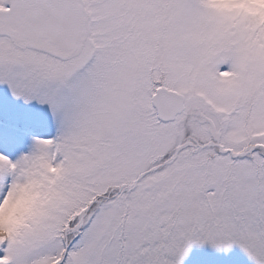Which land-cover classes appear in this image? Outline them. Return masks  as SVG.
I'll return each mask as SVG.
<instances>
[{
    "label": "snow or ice",
    "instance_id": "obj_1",
    "mask_svg": "<svg viewBox=\"0 0 264 264\" xmlns=\"http://www.w3.org/2000/svg\"><path fill=\"white\" fill-rule=\"evenodd\" d=\"M0 264H264V0H0Z\"/></svg>",
    "mask_w": 264,
    "mask_h": 264
},
{
    "label": "rangeland",
    "instance_id": "obj_2",
    "mask_svg": "<svg viewBox=\"0 0 264 264\" xmlns=\"http://www.w3.org/2000/svg\"><path fill=\"white\" fill-rule=\"evenodd\" d=\"M41 110L12 96L6 85H0V149L15 154L32 147V137L45 129L40 126ZM184 264H252L237 246L231 250H217L210 245L193 246Z\"/></svg>",
    "mask_w": 264,
    "mask_h": 264
}]
</instances>
